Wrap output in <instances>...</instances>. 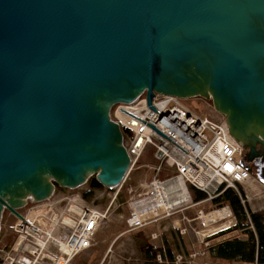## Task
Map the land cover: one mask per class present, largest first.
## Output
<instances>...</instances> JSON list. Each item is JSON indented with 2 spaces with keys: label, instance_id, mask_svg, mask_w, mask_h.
<instances>
[{
  "label": "water",
  "instance_id": "water-1",
  "mask_svg": "<svg viewBox=\"0 0 264 264\" xmlns=\"http://www.w3.org/2000/svg\"><path fill=\"white\" fill-rule=\"evenodd\" d=\"M143 94L210 100L259 157L264 0H0V221L56 187L121 185L110 111Z\"/></svg>",
  "mask_w": 264,
  "mask_h": 264
},
{
  "label": "built area",
  "instance_id": "built-area-1",
  "mask_svg": "<svg viewBox=\"0 0 264 264\" xmlns=\"http://www.w3.org/2000/svg\"><path fill=\"white\" fill-rule=\"evenodd\" d=\"M192 100L207 101L199 97ZM184 101L187 100L155 95L153 109H150L143 94L129 104L113 106L110 111V120L118 124L122 133V146L130 161L129 171L140 168V158L149 151H152L151 157L155 161V165L149 167L155 172L154 177L145 183L140 192L130 189L127 232L175 214H181V220L188 224L197 221L196 227L189 226L196 237L210 226L231 219L235 224L236 220L227 206L209 211L198 210L193 219L183 215L184 210L207 203L227 189L238 195L244 207V189L251 177L242 163L241 145L229 135L226 120L221 114L215 110L211 114H198ZM161 171L170 174L160 178ZM120 186L115 187L112 201L117 199ZM189 186L204 194L205 198L193 203ZM51 198L47 199L49 202L33 207L36 211L30 212L29 217L22 216L23 220L15 224L17 239L10 248L6 249L0 243V264H72L75 256L92 246L99 223L108 209L105 212L90 208L81 210L71 205L60 210V203L65 199ZM54 211L58 217L55 215L49 220L46 228L43 219ZM66 213L69 217H63ZM68 219L70 222L66 225ZM178 223L173 221L180 235H184L186 231L181 230ZM157 238H160L159 234L151 236V239ZM198 240L200 246H208L206 237ZM197 255L196 252L187 256L176 254L170 262L165 255L158 254L156 260L161 264H193Z\"/></svg>",
  "mask_w": 264,
  "mask_h": 264
},
{
  "label": "rangeland",
  "instance_id": "rangeland-1",
  "mask_svg": "<svg viewBox=\"0 0 264 264\" xmlns=\"http://www.w3.org/2000/svg\"><path fill=\"white\" fill-rule=\"evenodd\" d=\"M184 104L191 109H195L198 114H211L214 110L210 100L199 102L191 99L184 101ZM151 153L152 151H149L147 155H143L140 158V168L129 171L124 182H122L120 186L117 199L113 201L112 195L116 188L96 191L90 201H85L81 198L82 193L86 192L88 189L87 184L72 190L55 188L51 200L65 199L60 203V210L68 209L71 205L81 210L90 208L105 212L108 209L105 217L99 223L92 246L88 250L78 254V256H75L72 260V264H161L156 260L157 250L161 248V246L165 248L164 240L165 238L166 240H170L169 235H166L170 232H172L171 236L173 237L175 236L178 238L183 236L189 242L199 245L198 237L189 230V226H197V221H192L188 224L186 221L181 220V214H175L168 218H161L141 229L127 232L126 219L129 214L127 202L131 195L130 189L135 193L140 192L145 183L155 175L153 169L149 168L155 165ZM166 173L168 172L161 171L158 176L161 178V174L165 175ZM249 175L251 177L250 182L245 185L244 189L246 192V198L243 196V198H245L244 208L247 212L257 213L264 217V182L258 178L254 172H249ZM243 192L242 190V195L245 193ZM47 202L49 201L45 200L42 203L35 204L34 201L29 199L27 205L19 209L18 213L21 216L29 217L30 212L36 211L33 207L41 206ZM203 206H206V204L203 203L184 210L183 215L188 219H193L195 217V212L201 210ZM55 215L58 217L57 212L54 211V214H48L46 216L47 218L43 219L46 228H48L50 224L49 220ZM63 217H69V215L66 213ZM18 221L19 220L8 211H3L0 221V243L5 246L6 249L10 248L16 242L17 234L14 229ZM173 221H179V228L181 230L185 229L186 231L184 235L180 236L179 229L174 227ZM231 224L233 225L234 221L229 220L225 223L212 226L210 230L199 233V237L202 236V238H204L220 230H224L228 226H231ZM154 234H159L161 241L159 238L156 240L151 239V236ZM164 234L166 237H164ZM148 245L153 247V251L152 254H149L147 257L145 250ZM178 250L177 254L183 253L187 256L182 248Z\"/></svg>",
  "mask_w": 264,
  "mask_h": 264
},
{
  "label": "trees",
  "instance_id": "trees-1",
  "mask_svg": "<svg viewBox=\"0 0 264 264\" xmlns=\"http://www.w3.org/2000/svg\"><path fill=\"white\" fill-rule=\"evenodd\" d=\"M165 175L161 174V178ZM86 184L88 189L81 195L85 201H90L96 191L104 189L94 176L89 178ZM188 191L194 203L205 198L204 194L191 186L188 187ZM205 204L206 206L202 207L204 211L224 206L229 207L236 220V225L208 238L206 240L208 242L207 247L195 246L192 248L191 243L183 236L180 235L181 237L177 238L171 236L172 232L167 233L166 235H169L170 240H166V238L164 240L166 257L173 260L179 251L178 249L182 248L187 255L191 252L198 254L193 264H264V217L257 213L247 212L238 195L231 189L225 190L221 195ZM164 237H166L165 234ZM152 248L151 245L146 247L147 257L152 254ZM158 252H162V250L159 248Z\"/></svg>",
  "mask_w": 264,
  "mask_h": 264
},
{
  "label": "flooded vegetation",
  "instance_id": "flooded-vegetation-1",
  "mask_svg": "<svg viewBox=\"0 0 264 264\" xmlns=\"http://www.w3.org/2000/svg\"><path fill=\"white\" fill-rule=\"evenodd\" d=\"M256 149L258 152L261 153L260 156L257 158L256 157L253 158L252 161H247V160L242 159V163L249 172H254L258 176V178H260L259 176H262L263 178L264 177V172H263L264 171V156L262 152H264V148L261 146H258ZM243 154H244V151H243ZM243 154H242V158H243Z\"/></svg>",
  "mask_w": 264,
  "mask_h": 264
},
{
  "label": "crops",
  "instance_id": "crops-1",
  "mask_svg": "<svg viewBox=\"0 0 264 264\" xmlns=\"http://www.w3.org/2000/svg\"><path fill=\"white\" fill-rule=\"evenodd\" d=\"M236 225V223L234 224V225H231V226H228L226 229H224V230H220V231H218V232H221V231H225V230H228V229H231V228H233L234 226ZM211 228V227H210ZM210 228L209 229H207V230H210ZM207 230H203V231H207ZM217 232V233H218ZM217 233H215V234H217ZM215 234H211V235H209V236H206V240L208 239V238H211V237H213ZM236 234V233H235ZM199 236V235H198ZM201 236V235H200ZM208 237V238H207ZM199 238H202V236L201 237H199ZM159 240L161 241V239L159 238ZM191 243V242H190ZM192 245H193V243H191V247H192ZM195 246H200V245H195ZM193 248V247H192ZM161 250H162V252H158L157 253V255L158 254H161L162 256L163 255H165V257H166V253H165V251H164V248H163V246H161V248H160ZM156 255V256H157ZM167 258V257H166ZM168 259V258H167ZM169 260V259H168ZM174 260V259H173ZM173 260H169L170 262H172ZM195 260V259H194ZM194 262V261H193Z\"/></svg>",
  "mask_w": 264,
  "mask_h": 264
},
{
  "label": "bare ground",
  "instance_id": "bare-ground-1",
  "mask_svg": "<svg viewBox=\"0 0 264 264\" xmlns=\"http://www.w3.org/2000/svg\"><path fill=\"white\" fill-rule=\"evenodd\" d=\"M212 153L215 154V151H213ZM231 221H233V219H231ZM69 222H70V221H69V219H68V221H66L65 224L67 225V224H69ZM231 225H232V224H231ZM214 226H215V225H214ZM210 227H211V226H210ZM210 227H208V229H209ZM206 230H207V229H206ZM201 232H202V231H201ZM198 235H199V233L197 234V236H198ZM198 238H199V236H198ZM199 239H202V238H199Z\"/></svg>",
  "mask_w": 264,
  "mask_h": 264
}]
</instances>
